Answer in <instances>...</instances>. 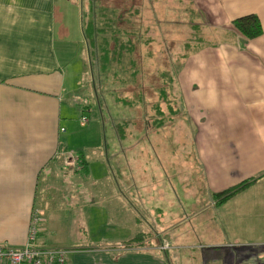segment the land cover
Listing matches in <instances>:
<instances>
[{"label": "crops", "instance_id": "0c3cea01", "mask_svg": "<svg viewBox=\"0 0 264 264\" xmlns=\"http://www.w3.org/2000/svg\"><path fill=\"white\" fill-rule=\"evenodd\" d=\"M189 1L217 37L202 69L189 63L178 73L183 101L170 110L173 130L190 123L186 140L198 184L189 159L180 156L187 168L168 172L149 167L141 152V168L129 162L132 183L109 181L123 170L105 158L100 140L79 145L65 129L89 110L81 3L0 0V243L25 242L37 209L38 241L67 248V264H264V0ZM251 12L263 31L246 38L231 20ZM69 150L86 161L83 167L64 165ZM89 163L91 182L79 188V171ZM244 180L251 181L216 202L214 192ZM181 208L190 211L181 215ZM185 220L190 225L180 226ZM79 222L88 232L96 224L92 234L79 236ZM162 235L170 244L165 252L157 245Z\"/></svg>", "mask_w": 264, "mask_h": 264}, {"label": "rangeland", "instance_id": "374dc122", "mask_svg": "<svg viewBox=\"0 0 264 264\" xmlns=\"http://www.w3.org/2000/svg\"><path fill=\"white\" fill-rule=\"evenodd\" d=\"M78 1L82 6L84 22L87 23L92 0ZM125 2L131 5L129 26L133 31L131 40L136 44V49L124 58L123 64H120L123 70L114 61L104 72L99 69L96 62H93V65L89 63L90 66L88 64L89 76L93 75L95 81V88L91 86V82L87 85L88 98L82 101L83 105H87L86 109H89L85 112L88 121L82 124L76 118L75 122L68 123L65 129L68 133L73 132L71 142L77 143L76 141L79 140V145L87 143L96 146L97 138L100 140L105 158H109L114 168L123 170L121 173L111 174L109 179L112 180L111 182L132 183V176L127 171L129 162L133 168L134 166L141 168L139 162L141 152L148 155L145 160L148 159L146 164L149 167L150 163H155L159 169L168 172L187 168V164L181 166L178 163L180 156L185 162L189 159L190 164H195L194 180L195 184H198L200 183L197 177L199 167L193 159L192 146L186 140L187 127L190 123H186L187 127L184 129L178 127L173 130L170 110L182 100L181 95L175 91L179 86L178 73L185 71L189 63L192 65L196 63L194 65L197 69H202L198 67H202V57L211 54L207 50L213 47L216 43L213 38L217 37L212 38L213 32L200 21L202 16L192 14L195 3L189 0H125ZM96 4L98 10H101L102 5L111 7L114 4L124 5V2L98 0ZM96 18L102 19L99 15ZM214 50L219 52L220 48ZM130 58L134 59L132 65H128ZM200 61L201 64H197ZM133 68H138L134 75L131 73ZM144 120L148 121V124ZM154 125L158 127L154 128ZM88 151L90 153L88 161L92 162L95 169L98 165V157L95 156L97 149L92 147ZM90 163L87 170L79 171V188L80 185L91 182ZM104 163L107 166V162ZM76 177L78 174L74 176ZM99 177L102 181H107L109 178L107 175L103 176V173ZM83 194V191L79 192V196ZM61 196L69 199V192L64 189ZM55 200H58L57 195ZM82 209V202L79 199V218L84 217L81 213ZM187 211L190 209L181 208V215L186 214ZM103 218H107V215ZM190 222L185 220L180 226L187 227ZM83 224L79 222V236L90 232L92 234L90 227L96 224H88L90 232L86 231ZM165 237L162 235L157 239L160 249L162 243L167 241ZM141 240L136 239L133 243H145V240L142 242ZM195 241L200 242L198 239Z\"/></svg>", "mask_w": 264, "mask_h": 264}, {"label": "trees", "instance_id": "16d2710c", "mask_svg": "<svg viewBox=\"0 0 264 264\" xmlns=\"http://www.w3.org/2000/svg\"><path fill=\"white\" fill-rule=\"evenodd\" d=\"M97 1L98 0L91 1V13H89L88 24L84 22V14L82 11V27L87 44V66L89 63L93 65V62H96L99 69L104 72L107 70V66H110L114 61V63L123 70L120 64H123L124 58L136 49V44L131 40L133 31L129 26L131 5L125 2V0H119L120 3L124 2V5L114 4V6L109 7L105 4L102 5L101 10H98L96 4ZM97 15L102 19L96 18ZM231 23L234 28L246 38L256 37L263 31L258 15L253 12L235 17L231 20ZM133 61L134 59L130 58L128 65H132ZM137 70L138 68H133L131 73L134 75ZM114 74L115 76L117 75L115 70ZM91 77V83L93 84V88H95L93 75H91ZM79 161L81 167H83L86 161L80 156ZM250 181L251 180H244L237 185L214 192L213 195L216 198V202L221 203L225 201L227 198L247 186ZM162 249L164 252L168 251L166 248Z\"/></svg>", "mask_w": 264, "mask_h": 264}, {"label": "built area", "instance_id": "2783aa9c", "mask_svg": "<svg viewBox=\"0 0 264 264\" xmlns=\"http://www.w3.org/2000/svg\"><path fill=\"white\" fill-rule=\"evenodd\" d=\"M87 118L82 116L81 123ZM65 166L78 170L81 168L79 155L74 151H67L63 160ZM41 213L34 209L29 220V227L25 242L15 245L11 243H0V264H67L68 249L65 247L46 244L38 241L41 231ZM169 242L164 241L162 248H168Z\"/></svg>", "mask_w": 264, "mask_h": 264}]
</instances>
